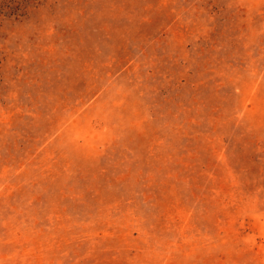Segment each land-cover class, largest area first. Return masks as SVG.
<instances>
[{
	"label": "rangeland",
	"instance_id": "1",
	"mask_svg": "<svg viewBox=\"0 0 264 264\" xmlns=\"http://www.w3.org/2000/svg\"><path fill=\"white\" fill-rule=\"evenodd\" d=\"M0 264H264V0H0Z\"/></svg>",
	"mask_w": 264,
	"mask_h": 264
}]
</instances>
